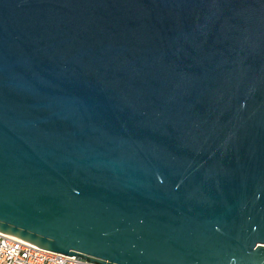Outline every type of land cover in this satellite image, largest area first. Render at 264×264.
Masks as SVG:
<instances>
[{"label":"water","instance_id":"obj_1","mask_svg":"<svg viewBox=\"0 0 264 264\" xmlns=\"http://www.w3.org/2000/svg\"><path fill=\"white\" fill-rule=\"evenodd\" d=\"M0 231L264 264V0H0Z\"/></svg>","mask_w":264,"mask_h":264},{"label":"built area","instance_id":"obj_2","mask_svg":"<svg viewBox=\"0 0 264 264\" xmlns=\"http://www.w3.org/2000/svg\"><path fill=\"white\" fill-rule=\"evenodd\" d=\"M0 264H94L41 248L0 231Z\"/></svg>","mask_w":264,"mask_h":264}]
</instances>
